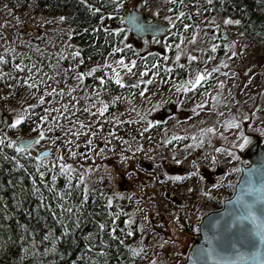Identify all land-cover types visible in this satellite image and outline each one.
Here are the masks:
<instances>
[{"label": "trees", "instance_id": "16d2710c", "mask_svg": "<svg viewBox=\"0 0 264 264\" xmlns=\"http://www.w3.org/2000/svg\"><path fill=\"white\" fill-rule=\"evenodd\" d=\"M121 2L122 0H8V7L13 4L15 8L0 9V22L8 25L13 21L12 24L21 29L24 26L20 20L24 17L23 9L28 12L62 15L65 27L74 33V38L80 44L84 43L80 52L83 55H77L78 61L87 62L91 57L112 55L119 47L124 53L130 52L123 45L124 38L120 31L103 24L108 16L121 17ZM146 5L155 6L161 16L166 14V6H172L176 11L230 18L234 25L226 31V27L222 26L224 33L235 35L248 45L238 53L226 46L229 66L223 62L220 66L213 65L208 60H197L195 57L191 58L192 61L189 59L188 65L198 69L202 65L211 64L210 70L218 71L219 76L225 80L228 87L225 92L228 95L220 107L225 116L230 113L229 115L239 117L233 122L231 116L232 130L228 129L223 133L226 139L232 135L239 138L246 136L249 129L241 124L243 115L254 116L259 124L261 122L257 120L262 118L264 123V0H147ZM124 30L128 28L124 27ZM38 31L40 32V28ZM41 36L48 38L43 30L35 37L38 39ZM226 36L220 37L223 46L231 42ZM197 46H202L204 50H201L209 52V55L204 56L210 60L211 44L200 42ZM17 49L3 48L0 44V53L5 59L4 66L14 74L12 82L4 83L5 97L0 102L1 111L13 109L19 114L27 111V116L20 124L15 127L7 126V129L0 131V264H154V246L163 237V229H160L163 228V222L157 220L153 224L145 216L149 209L145 207L146 198L145 205L135 207L132 203L134 199H123L108 191L103 174L83 177L64 166L58 156L52 160L51 156H38L39 143L36 142L29 147L18 146L19 137L34 135L40 131L39 123L43 122L41 116L46 111H41V108L46 107L42 102L36 101L40 99L39 96L44 95L41 87L27 82L23 76L28 73L26 62L22 71L13 67L17 61H25L23 53L27 57L34 49L27 43L24 49ZM144 56L145 60L152 63L160 59L158 70L165 77L168 72V69H164L167 65L164 60L166 55L150 52ZM71 62L75 63L73 58ZM246 64L250 65L248 70H245ZM64 68L59 70L62 72L60 77L61 80L64 77L68 80L73 71L68 73ZM243 70L246 71V78L240 74ZM35 73L40 75V83L43 82L45 72L35 68ZM106 81L107 85L102 87H105L104 94L107 98L111 93L117 92L115 89L118 84L108 76ZM9 83V87L12 84L14 86L11 91L7 87ZM160 87V93L168 90V87H172L171 81H165ZM34 95L36 98L28 99ZM53 95L59 96V90H49L45 96ZM19 97L25 103H20L23 100H19ZM7 113L12 115L11 111ZM65 118V131L68 133L73 128L74 119L68 114ZM206 154H211V149L207 146ZM198 155V158L202 156L201 153ZM184 208L186 204L179 206L182 224H186L187 231L196 230L199 233L198 229H194L191 215L193 211Z\"/></svg>", "mask_w": 264, "mask_h": 264}, {"label": "rangeland", "instance_id": "374dc122", "mask_svg": "<svg viewBox=\"0 0 264 264\" xmlns=\"http://www.w3.org/2000/svg\"><path fill=\"white\" fill-rule=\"evenodd\" d=\"M146 4L147 0H122L121 2L123 7L125 5H136L141 9L149 11L151 13V18L160 17L170 21L171 26L169 34L166 37L139 38L138 36L132 35L129 28L128 30H124L126 26L124 25L122 15L121 17L114 18L108 16L103 20L104 26L115 27L116 30H119L124 38L123 45H126V49H130V52L124 53L119 47L112 55L106 54L92 62L87 61L88 63L81 61L83 64L80 67L79 64L81 62L79 63L76 53L79 51L81 52L82 48L78 49L79 41L74 38V33H72L69 28L65 27L62 15L28 12L26 9H23L24 17H21L20 20L24 23V26L21 29L19 26L13 25V21L10 22V24L8 23V25L2 21L0 22V44L3 48L11 49L16 47L18 48L17 50H22L27 43L34 49V51H30L27 57L25 53H23V60L25 61H17L13 64V67L22 71L26 62L27 67L25 68L26 70L28 69V73L23 76H25L27 82L38 84L44 92V95L39 96L40 99L36 100L42 102L46 107L41 108V111L46 110L45 113L42 114L41 119L43 118L42 120H44L48 115H56L60 118L61 121L58 120L59 124L57 128L61 133V139L57 138L56 142L62 144L55 147V150L62 164L72 171L82 174L83 177H96L103 174L106 179L105 181L109 182L111 185H116V179L118 180L120 178V171L125 170L129 177L133 179L134 188L132 191L134 194H131L134 196L141 194V184L146 183L147 180L152 181L156 172L153 170L145 171L143 169L134 170L131 165L128 167L129 163L135 167L133 163L135 162L134 159L136 158V160H138L139 157H144L156 166H163L164 169L168 166L167 162L165 164L163 160L167 158L166 155H170L171 152L168 149L160 147L158 141L168 132L169 124L168 122H163V124H158L156 122L165 113L163 107L171 100L169 94H184L191 91L194 87H216L217 84L221 87H227L225 80L219 76V72L210 70L209 67L211 64L202 65L200 68L196 69L188 65L187 59L191 60L192 57H195L197 60H208V63H212L213 65L217 64L220 66L223 62L226 66H229L230 62L227 60L228 49L226 46L233 49V52L238 53L248 45L242 42L239 37L235 35L229 36L227 33H224V28H222V26L226 27V31L229 30V28L232 29V25H234L232 22L225 23V21H231L230 18L207 17L205 14L203 15L202 13L193 11L189 13L176 11L172 9V6H166V14L161 16L155 7L157 4L153 7H147ZM7 8L14 9L15 6L11 4V6L8 7V0H0V9ZM15 14L19 16L17 13ZM38 28H40V32ZM42 30L48 38L41 36L37 39L35 36L37 33H42ZM209 33H211V35H209ZM223 35H227L226 37L231 39V42L228 44L226 43L225 46H223L220 38L223 37ZM200 42L211 44L212 57L210 60L204 56L205 54L209 55V52L206 53L203 51L204 47L197 46ZM150 52H158L166 55L164 60L167 61V65H165L166 67H164V69H168V72L165 77L161 76L159 73V61H153L152 63L149 60H145L144 55ZM221 52L225 54L220 55L219 53ZM190 55L191 57L188 58ZM3 57L4 55L0 53V102H2L1 99L5 97L3 91L5 89L4 83L12 82L14 77V74L4 66L3 60L5 59ZM71 58L74 59V64H72ZM170 66L174 68L172 69ZM63 67H65L64 70L68 73L73 71L69 75L70 78L68 80L65 77L61 80L60 74L62 72L60 73L59 70L63 69ZM244 67L245 70H248L250 65L246 64ZM35 68L38 71L45 72L44 80L41 83L39 81L40 75L35 73ZM81 69L83 70L81 71ZM94 70L95 74L93 73ZM245 70L240 72L244 78H246ZM212 71H214V73H211ZM30 72H33L35 75L32 73L30 74ZM68 73L64 72V74ZM90 75H93V80H97L95 87L89 86L92 84L88 79L91 77ZM105 75L111 77L116 83L119 81L118 85H124L126 88L119 92H113L106 98L104 94L105 91L101 89L102 86L100 85V83H104L102 79ZM200 76H203L204 79L200 80L199 84H197L196 81ZM52 79L53 81H51ZM93 80L91 81L93 82ZM165 81H171L172 87H168V90L162 91L159 96L155 97V87L152 88L150 86L157 85L160 87ZM97 82H99V84ZM55 85L57 87H55ZM9 86L10 83L7 87ZM130 86L134 88H128ZM13 87L12 84L9 90L11 91ZM185 87L192 88L185 89ZM57 89L59 90V96H45L47 93L45 92L46 90L55 92ZM160 89L161 87L159 90ZM34 98H36V95L28 99ZM19 100L23 99L19 97ZM55 100H61V102L56 106H54L55 104L51 105L50 103H55ZM214 102H217V97L214 98ZM20 103H25V100ZM8 105L10 107L12 106L10 104ZM76 107L80 109L86 108L90 113L94 111L96 115L105 116V118L109 120L108 123H110L108 126L110 128L113 127V129L115 125L121 128H127L139 117V123L136 129H149L148 132L150 135L145 136L142 142L138 143V140H133L134 138H132V133L136 130L134 129L127 132L126 136L128 139L126 137H124V139L115 138L116 136L113 137V135H110L109 132L103 129L104 122L100 120V123H98L99 129L95 132L94 138H98L101 141L103 140L102 146L94 144V151L83 154H79L73 149L67 151L64 147L65 145H68L69 148L70 146L73 148L75 146L74 144H76V138H74L73 135H76L79 130L82 132L84 128H87L89 125H85L82 120H80V122L73 120V128L70 129L68 133L65 131V123L67 122V118H65L66 114L71 115V117H76L77 115L73 114ZM4 110L12 112V115L10 114L8 126L15 124L18 118L23 121L27 116V111H24V114H19L13 109ZM81 111L83 110L81 109ZM7 112L1 111L0 107V125L3 120V114ZM161 120H163V117ZM249 120L250 115L248 114L241 117L242 126H246V129L249 130L244 138L235 137V139H226L224 135L217 132L218 130L216 128L209 125L208 121L204 123V126H207L208 130L204 129L205 127L203 124H198L196 127L193 126L196 131H202L204 129L205 131H212V133H214L209 138L207 137V140L210 144L208 147L213 153L212 160L215 162L211 166H205L206 168L209 167V173L206 169H202L201 175L204 176V179L202 178V182L199 180V185L202 184V186H195L193 181L195 178L193 177L190 184L185 186L186 188H180L181 190L187 189V194L178 193V195L188 203V207H186L187 211L188 208L193 211L191 215L195 225H193L195 227L194 229H198V224L205 214L219 207V203L223 205L222 201L232 196L235 184L241 174V164L249 163L247 162L248 159L245 160L238 151L242 152L244 147L254 138V136L251 137L253 135L252 132L261 135L264 143V123L262 122V118L257 120L261 122V124L255 122L256 125H252L253 120H251V122H249ZM125 121L127 122L124 123ZM181 125L184 126V123ZM102 126L103 128H101ZM160 126L163 128H160ZM39 127L40 131L38 133H42L46 130L44 128V122H40ZM190 128L192 129V125ZM119 140L120 142L124 140L123 143H128L127 148H125L128 151L124 152L125 150L119 147L115 154H113L112 149H115V144L116 142L118 143ZM78 142L81 143L82 140L80 139ZM86 142L88 141L86 140ZM199 142H201V138ZM69 143L71 145H69ZM45 144L44 141H39L38 152L42 147L46 146ZM136 144L138 146H136ZM220 148L228 149L232 157L226 156V152L222 149V151L219 150ZM108 151L112 154H108ZM132 151L135 152L134 158L132 157ZM221 169H224V171L222 170L224 172L223 178L221 177L222 175L216 176L211 181L216 171ZM193 172V174L198 173L196 170ZM210 172L212 177L208 178ZM214 181L215 186L211 187ZM152 199L154 200L151 201L150 209L146 210L145 216L149 218L148 213L150 212L149 215L152 214L155 219L160 220L161 215H166L171 204L168 203L164 205L163 199L159 197H153ZM186 208H184V210H186ZM181 221L182 220L179 219V209H174V211L168 214L166 219L162 221L163 228L160 229H163V237L160 243L154 246V260L156 262H153L154 264L160 262L163 264H181V262L186 259L193 236L196 235L197 232H195L196 230H192L191 232L187 231L188 229L185 228L186 224H182L183 221Z\"/></svg>", "mask_w": 264, "mask_h": 264}, {"label": "flooded vegetation", "instance_id": "af4514ba", "mask_svg": "<svg viewBox=\"0 0 264 264\" xmlns=\"http://www.w3.org/2000/svg\"><path fill=\"white\" fill-rule=\"evenodd\" d=\"M138 8H140V7H138ZM121 15H122V10H121ZM83 44L84 43L80 44L78 42V49L82 48ZM85 44H86V42H85ZM195 52H197V51H195ZM78 53H79L78 56L83 55L80 53V51ZM96 59H97L96 57H94V58L91 57L88 62H92L93 60H96ZM81 61L82 60H80L79 63ZM155 61H159V63L161 62L160 59L159 60L156 59ZM189 61L190 60L187 59V63ZM191 61H192V59H191ZM84 62L86 63V61H84ZM137 62H138V60H137ZM82 64H83V62H81L79 64V67L82 66ZM173 68L174 67H172V69ZM82 70L83 69H81V71ZM93 73L95 74V70L93 71ZM211 73H214V71H212ZM180 74H184V73H180ZM90 76L91 77H89V81L93 80V78H94L93 75H90ZM181 76H183V75H181ZM102 80L104 83H100V85L106 86L107 85L106 75L104 76V78ZM96 81L97 80H93L94 83L91 84L93 87L96 86ZM116 88L117 89H115V90H117V92H119L126 87L124 85L119 84L118 87H116ZM128 88L132 89L134 87H128ZM159 88L160 87H155V97L159 96V94H160ZM188 88H192V87H185V89H188ZM227 88L228 87H221L219 85H217L216 87H194L191 91H188L184 94H182V93H178V95L169 94L171 100L168 103H166L163 107L165 110L164 115H162L163 120H161V118H162L161 117L156 122L158 124H163V122H166V123L168 122V124H169L168 132L166 133V135H164L162 137L161 140L159 139V141H158V144L160 147L168 149L171 152V154L166 155L167 158H164V160H163V161H165V164L167 162L168 166L165 167V169H164L163 166H158V165L156 166L150 160H147L144 157H139L138 160H136V158H135L134 159L135 162H133L135 164V167L131 163H129L128 167H130V165H131V167H133L134 170H136V169H143L145 171H152L153 170L154 172H156V175L152 179V181L147 180L146 183H142L141 187H140L141 194L134 196L133 195L134 193L132 191V189L134 188V185L132 182L133 179L131 177H129V175L127 174V171L122 170V171H120V178L118 180L116 179V182H115L116 185H111V184H109V182H107L106 186H107L108 191L110 193H116L119 197H123V199H131V200L134 199L132 203H134L136 205L135 207H137L139 205H145L144 198H149V199H147V203L145 205V207H148L149 209H150L151 201L154 200V199H152L153 197L162 198L163 204L166 205L169 203V204H171V207L168 208L166 215H164V216L161 215V219H160L161 221H164L166 219L167 215L172 213L174 211V209H179V206L186 204V207H188V203L186 202V200L182 199L178 195V193L186 195L187 189L181 190L180 188H183L186 185H189L190 181L192 180L193 177L195 178L193 180L194 185L195 186H202V184L199 185V182L200 181L202 182V178L204 179V176L201 175L202 169L203 168L206 169V171H208V173H209V171H210L209 167L206 168L205 166H211V165H213V163H215L214 160H212V158H213L212 150H211V154L205 155L206 146L207 147L210 146V144L207 140V137L209 138L214 133H212V131H205L204 129L208 130V127L204 126V123H206L208 121L209 125H212L213 128H216L218 130L217 132L222 134V135H223V133L225 134L228 131V129L232 130V126L230 125L232 122L231 121L232 114L229 115L230 114L229 113L225 116L223 113L224 112L223 108L220 107L221 104L223 103V101H225L226 96L228 95L225 92V90ZM101 89H103V91H105V87H101ZM133 90H135V89H133ZM47 91H49V90H47ZM215 97H217V102H214ZM58 103H60V102H58ZM58 103L55 102V103H50V104L51 105H53V104L57 105ZM203 105H205V106H203ZM215 106H217V109H214ZM81 109L83 111H81ZM81 109L79 107H76L73 114L77 115V116L76 117L73 116V119L76 122H80V120H82L85 123V125H87V124H89V125L87 128L85 127L82 132L79 130L76 135L75 134L73 135L74 138H76V144H74L75 146L73 148L71 146L69 148L68 145H65L64 147L67 151H69L70 149H73V150H76L77 153L83 154V153H89L91 151H94V149H93L94 144H97V146H102L103 140L101 141L98 138L97 139L94 138L95 132L99 129L98 123H100V120H102V122H104L103 123L104 128H103V126L101 128L105 129L107 132L110 133V135H113V137L116 136L115 138L118 137V138H123V139H124V137H126L128 139V137L126 136L127 132L129 130L136 129L137 124L139 123V117H137V119H135L134 123H131V125L129 127L121 128L118 125H115V128L113 129V127L110 128L108 126V124H110V123H108L109 120L107 118H105V116L96 115V113L94 111H91V113H90V111L89 110L87 111L86 108H81ZM232 117H233V122L236 118H239L237 116H232ZM58 120H60V118L57 117L56 115L55 116L48 115V117H45L44 120H42L44 122V128L46 130L42 133L34 134V135H38L36 141L40 139L46 143L45 144L46 146L42 147L40 149V151L43 149H47V148H49L51 150V152H49L47 155H45V156H51V160L56 159V156H57L55 147H57L59 144H62V143L56 142L57 138L61 139V136H60L61 133L57 128V125L59 124ZM251 120H253L252 125H256L255 117L252 115H250L249 122H251ZM126 122L127 121H125L124 123H126ZM182 123H184V126L181 125ZM198 124H203V126L205 128L202 131H196L193 128V126L196 127V125L198 126ZM191 125H192V129L190 128ZM161 127L162 126H160V128ZM148 130L149 129H146V130L136 129L135 131H133V138H135L133 140H138V143L142 142V140L144 139L145 136L150 135ZM233 131H234V129H233ZM41 134H43V139L40 138ZM252 134L253 135L251 137L254 136V138L251 141L256 139L257 135H259V134L254 133V132H252ZM26 136H33V135H25L22 137H26ZM228 137H229V139H235L234 135L228 136ZM200 138H201V142H199ZM80 139L82 140L81 143L78 142ZM86 140L88 142H86ZM262 140H263V138H262ZM123 142H124V140H122L121 142L119 140L118 143L116 142L115 149L114 148L112 149L113 154H115V152L119 149V147L124 149L125 150L124 152L128 151L125 149V148H127L128 143L127 142L123 143ZM250 142L247 145H249ZM34 143H32L31 145H33ZM137 144H136V146H138ZM69 145H71V144L69 143ZM246 146L244 147V149L246 148ZM221 149L226 152V154H225L226 156L232 157V155L228 151V149L220 148L219 150H221ZM37 152H38V150H37ZM132 152H133L132 157L134 158L135 152L134 151H132ZM238 152H239V154H241V156H243L242 155L243 151L242 152L238 151ZM107 153L110 155L112 154V153H110V151H108ZM198 153L202 154V156H200L199 158L197 157V156H199ZM210 155H212V156H210ZM245 160H247V158H245ZM247 162L250 163V160L248 159ZM243 164H245V163H243ZM243 164H241V172H242V165ZM194 170H196L198 173L193 174ZM222 170L224 171V169L216 171L213 178H211V181L216 176L222 175L221 177L223 178L224 172ZM240 175H239V177H240ZM210 177H212L211 172H210V175L208 178H210ZM239 177H238V179H239ZM213 186H215V181L211 184V187H213ZM234 190H235V187H234ZM131 193H133V194H131ZM233 193H234V191H233ZM144 195H146V196H144ZM224 200L222 201L223 203H224ZM145 207L141 208V212L143 211V209H145ZM220 207H222V205H220L217 208H220ZM148 211H150V210H148ZM149 213H148V216L151 219L152 223L156 224L157 219H155L152 216V214L149 215ZM181 213L182 212L179 210V219H180Z\"/></svg>", "mask_w": 264, "mask_h": 264}, {"label": "water", "instance_id": "95a60500", "mask_svg": "<svg viewBox=\"0 0 264 264\" xmlns=\"http://www.w3.org/2000/svg\"><path fill=\"white\" fill-rule=\"evenodd\" d=\"M131 17H135L136 23L142 27H133L129 22ZM122 19L130 33L139 38H164L169 34L171 26L170 21L160 17L151 18L149 11L136 5H126L122 9ZM9 121L10 115L4 113L0 131L7 128ZM37 137L38 135L20 137L18 146L28 147ZM49 152V148L43 149L38 156L47 155ZM242 155L249 159L250 163L242 165L234 193L224 200L222 207L202 217L199 233L193 237L186 259L181 264H225V261L234 260L237 252L246 256V259L237 261V264L264 262V243L254 234V226L248 220L242 219L247 215L244 203L255 202L252 211L258 217L257 223L264 224V143L261 135H257L256 139L246 146ZM249 186L254 189L251 194L246 191ZM241 196L243 202L238 199Z\"/></svg>", "mask_w": 264, "mask_h": 264}, {"label": "snow or ice", "instance_id": "6c2138e0", "mask_svg": "<svg viewBox=\"0 0 264 264\" xmlns=\"http://www.w3.org/2000/svg\"><path fill=\"white\" fill-rule=\"evenodd\" d=\"M129 22L133 25V27H142L141 25H138L136 23V18L135 17H131L129 19ZM232 21H225V23H231ZM236 23H239V21H236ZM76 55H79V53H76ZM122 63V61H121ZM204 79L203 76L198 77L196 83L199 84L200 80ZM117 83H119V81H117ZM43 119V118H42ZM21 123V119L18 118L15 121V124L12 125V127H15L16 125ZM41 139H43V134H41ZM36 143H39V140L35 141ZM0 143H2V141H0ZM22 150V149H19ZM248 194H251L254 189H252L250 186L246 189ZM239 201L243 202V196L238 198ZM255 202H253L254 204ZM253 204H248V203H244V207L247 210V215L243 216L242 219L248 220L253 226H254V234L256 236L260 237V242L264 243V235H262V233H264V224H258L257 220L258 217L256 216V214L252 211L253 208ZM256 254H253V257L255 258ZM246 259V256L242 253L237 252L236 257L234 260L231 261H225V264H237V261H242ZM262 264H264V262H262Z\"/></svg>", "mask_w": 264, "mask_h": 264}]
</instances>
